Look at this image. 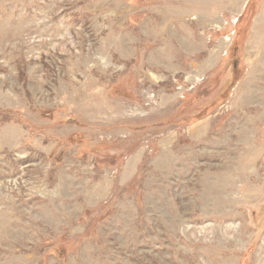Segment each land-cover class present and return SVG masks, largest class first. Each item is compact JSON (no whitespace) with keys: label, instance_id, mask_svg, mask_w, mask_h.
<instances>
[{"label":"rangeland","instance_id":"rangeland-1","mask_svg":"<svg viewBox=\"0 0 264 264\" xmlns=\"http://www.w3.org/2000/svg\"><path fill=\"white\" fill-rule=\"evenodd\" d=\"M0 264H264V0H0Z\"/></svg>","mask_w":264,"mask_h":264}]
</instances>
